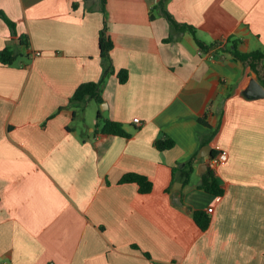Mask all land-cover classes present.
I'll list each match as a JSON object with an SVG mask.
<instances>
[{
    "label": "crops",
    "instance_id": "crops-1",
    "mask_svg": "<svg viewBox=\"0 0 264 264\" xmlns=\"http://www.w3.org/2000/svg\"><path fill=\"white\" fill-rule=\"evenodd\" d=\"M158 1L107 0L105 14L101 0H0L16 24L14 33L0 17V50L18 53L0 63V264H264V97L246 95L258 77L230 53H202L163 15L151 19ZM167 8L201 40L236 35L243 51L264 47V0ZM106 20L114 65L129 78L110 75L85 119L88 104L70 98L102 77ZM99 111L131 137L99 132ZM158 140L175 145L162 151ZM206 146L229 156L216 170L222 196L199 188ZM195 156L184 187L179 171ZM130 172L152 192L120 183ZM196 210L211 217L206 231Z\"/></svg>",
    "mask_w": 264,
    "mask_h": 264
},
{
    "label": "trees",
    "instance_id": "trees-1",
    "mask_svg": "<svg viewBox=\"0 0 264 264\" xmlns=\"http://www.w3.org/2000/svg\"><path fill=\"white\" fill-rule=\"evenodd\" d=\"M169 2L170 0H159L158 3L150 11L151 19H155L157 15H163L170 22L173 32L190 33L194 37L202 53L215 55H218L220 53H230L233 58L236 61L241 62L245 68L255 72L259 82L264 85V47L256 48L250 51H243L240 49L242 40L236 35H232L226 40L222 41L217 40L213 42H207L201 40L197 37V28L195 26L188 23H181L176 20V18L167 8ZM101 8L102 11L106 14L107 0H101ZM0 17L6 21L10 29H12V31L15 33V22L12 21L3 11H0ZM172 38L173 35H171V37L167 40L171 41ZM21 43L29 45V40L26 35L21 37ZM113 48L114 42L111 36L109 35V26L106 20L104 28L101 30L100 33V54L103 64L102 77L98 82L92 81L81 84L76 90L75 94L70 98L69 105L81 103L84 104L85 109L87 104L92 101L98 104L103 103L104 88L108 77L112 74H117L119 81L122 84L128 81V70H116L111 56V51ZM17 58L18 53L16 51L15 46L13 45H8L3 50H0V63H2L3 65H13L16 62ZM97 117V129L102 134L117 135L126 138L131 137L132 134L126 129L125 125L122 122L110 119L102 120L101 111L98 112ZM201 121L204 124H207L205 118L201 119ZM174 145L175 142L173 140H158L156 143L158 149L162 151L171 149ZM221 152V150L214 148L210 152V156H216ZM196 158L197 157L195 156L191 160H189L186 163L185 167L181 168L179 171L181 174V178L183 179L184 187H186L191 182L192 176L196 171L194 162ZM120 183H136L138 184L139 191L142 194L150 193L153 190V183L147 176L134 172L125 174L120 180ZM199 188L216 196H222L225 192V189L220 184L216 173L211 169H208L207 172L203 174V178L201 184L199 185ZM193 218L196 221L197 225L200 227V229L203 231H206L211 224V217L204 210L194 211ZM146 255L149 258L151 257L148 253H146Z\"/></svg>",
    "mask_w": 264,
    "mask_h": 264
},
{
    "label": "water",
    "instance_id": "water-1",
    "mask_svg": "<svg viewBox=\"0 0 264 264\" xmlns=\"http://www.w3.org/2000/svg\"><path fill=\"white\" fill-rule=\"evenodd\" d=\"M246 95L248 97L252 98H261L264 97V86L257 80L254 79L251 83V86L249 87L248 91H246ZM211 152V147L206 146L204 151H202L199 155V158H204L208 156ZM202 166H204L206 169H208V166L206 163H203Z\"/></svg>",
    "mask_w": 264,
    "mask_h": 264
},
{
    "label": "built area",
    "instance_id": "built-area-1",
    "mask_svg": "<svg viewBox=\"0 0 264 264\" xmlns=\"http://www.w3.org/2000/svg\"><path fill=\"white\" fill-rule=\"evenodd\" d=\"M42 52L40 51H37L36 52V55H41ZM135 122L140 124L141 121L139 118H136L135 119ZM228 153L223 151L221 152L220 154L216 155V156H210L207 160V166H208V169H211L213 170L215 173H216V170L223 164H225L227 161H228ZM209 213H212L213 212V208H210Z\"/></svg>",
    "mask_w": 264,
    "mask_h": 264
},
{
    "label": "rangeland",
    "instance_id": "rangeland-1",
    "mask_svg": "<svg viewBox=\"0 0 264 264\" xmlns=\"http://www.w3.org/2000/svg\"><path fill=\"white\" fill-rule=\"evenodd\" d=\"M101 107V105H100ZM99 108V105L97 103H95L94 101L90 102L86 108L87 110V115H85V119H87V117H90V116H95V111L96 109ZM88 122V120L86 121V123ZM86 123L83 122L82 119H78L76 121V125L79 127V130L80 132H82L84 130V128L86 127ZM196 180V177L194 178Z\"/></svg>",
    "mask_w": 264,
    "mask_h": 264
}]
</instances>
